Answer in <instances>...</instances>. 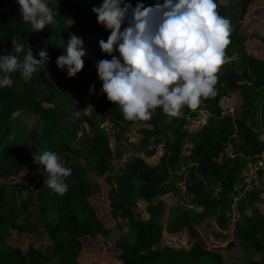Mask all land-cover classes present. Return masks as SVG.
<instances>
[{
  "label": "trees",
  "instance_id": "obj_1",
  "mask_svg": "<svg viewBox=\"0 0 264 264\" xmlns=\"http://www.w3.org/2000/svg\"><path fill=\"white\" fill-rule=\"evenodd\" d=\"M130 2L133 7L138 2L152 6L156 0ZM215 2L217 12L232 27L228 59L217 72L216 94L203 98L196 109L185 107L183 114L171 116L157 108L149 120L129 121L101 92L95 67L97 61L111 59L99 46L110 30L97 22L92 11L102 0H57V4L50 0L56 24L39 32L22 20L17 0H0V55L12 51L15 37L37 59L45 48L50 58L31 80L15 73L13 86L0 88V209L5 203L9 207V215L0 212V244L5 230H15L45 235L49 251L30 248L23 254L0 246V264H82L91 258L87 241L109 243L115 231L116 241L102 263L253 264L251 259L260 255L264 264V221L248 226L240 221L246 205H255L264 193V186L250 190L244 178L249 164L261 162L256 176L264 179V142L252 125L255 100L264 89V33L249 32V22L259 9L264 15V0ZM72 34L83 39L85 50L93 47L92 59L86 54L75 77L56 64ZM243 77L248 84L241 83ZM236 91L243 93V105L240 116L234 117L221 101ZM202 109L208 114L206 124L189 132V119ZM17 110L22 114L13 119ZM262 115L264 127V104ZM27 117L34 121L26 124ZM186 143L190 147L184 156ZM158 147L162 155L151 166L146 159L154 157ZM44 150L56 152L72 169L63 195L44 185L47 172L34 163V153ZM175 180L187 183L193 208L163 201L166 196L177 200ZM13 200L19 201V216L28 214L20 225L12 219L15 206L7 203ZM140 202L145 204L147 220L135 212ZM31 217L36 223L30 222ZM209 224L219 230L211 249L198 239ZM164 234L184 235L188 244L165 246Z\"/></svg>",
  "mask_w": 264,
  "mask_h": 264
},
{
  "label": "clouds",
  "instance_id": "obj_2",
  "mask_svg": "<svg viewBox=\"0 0 264 264\" xmlns=\"http://www.w3.org/2000/svg\"><path fill=\"white\" fill-rule=\"evenodd\" d=\"M17 3L22 20L32 31L55 26L50 0ZM92 11L97 22L110 30L107 41L101 39L99 46L111 59L95 65L101 92L119 107L124 119L146 121L157 108L176 116L182 108L196 109L203 98L216 94L217 72L228 59L232 27L217 12L215 0H156L152 6L138 2L135 7L130 0H102ZM11 45V52L0 55V88H11L15 73L31 80L50 59L46 48L38 51L37 59L17 38H12ZM64 51L56 59L57 67L75 77L84 66L83 39L70 35ZM90 91H95V85ZM21 114L17 110L12 118ZM33 160L47 172L44 185L55 194H65L72 169L62 158L44 150L34 153Z\"/></svg>",
  "mask_w": 264,
  "mask_h": 264
},
{
  "label": "rangeland",
  "instance_id": "obj_3",
  "mask_svg": "<svg viewBox=\"0 0 264 264\" xmlns=\"http://www.w3.org/2000/svg\"><path fill=\"white\" fill-rule=\"evenodd\" d=\"M222 1L227 2L229 0H222ZM261 6L264 7V5H261ZM262 12L263 10L259 9V14H257L255 19L250 20L249 32L264 33V15ZM246 49L248 51L250 49L248 44L246 45ZM92 51H93V47L92 45H90L86 50V54L89 56L90 59H92L93 57L92 55H90ZM241 72L242 71H239V74L242 75ZM241 83L248 84V80L245 77H243V81H241ZM263 104H264V89L262 93L259 95V97L255 100L254 107L256 111H255V115L252 120L253 129L256 132L260 133V140L264 142V127H263V115H262ZM221 105L226 112L229 111V113L232 114L234 117L240 116L241 108L243 105V93L241 91H236V92L231 93L229 98H224L221 101ZM184 111H185V107L181 109L179 114H183ZM207 118H208L207 112L203 109L199 110L195 118L189 119V124L187 126L188 131L196 132L199 128H201L203 125L206 124ZM33 121H34L33 117L26 118V124H30ZM103 126H106V123ZM189 147L190 146L187 143L183 145L182 154L184 156L188 154L187 150ZM230 152H231V149L229 146H227L225 149V153L228 154ZM161 155H162V149L158 147L156 149V155L154 157L146 159L147 164L154 166L157 163ZM262 156L264 157V153ZM181 166H182L181 171H184L186 166L183 163ZM259 166L261 165H253V164L248 165V171L245 173L244 178H245V182L249 185L250 190L253 188L263 189L264 179L259 181L256 176V171L259 168ZM31 172L38 173V170L32 169ZM173 184L176 188V191L174 192V194L176 195L177 200L172 199L171 196H166L162 198L163 201L166 202L169 206H173L175 205V202H178L179 206L182 209H186V210L193 208L192 203H191L192 196L191 194L188 193L187 183L185 182L181 183L175 180L173 181ZM173 200L175 202H173ZM9 202L12 203L15 206L14 208L17 210V213L14 216H12V219L17 220L19 225L22 224L23 221L27 218L28 214L19 216L20 215L19 201L13 200V201H8L7 203ZM0 212L3 214L9 215V207L6 203L0 209ZM135 212L136 214L139 213L141 219L147 220L148 215L145 212L144 203L140 202ZM234 216H237V215H234ZM261 220L264 221V193H260L258 195L257 199L255 200V205H246L240 217V221L243 223L244 226H248L250 223L252 224L258 223ZM36 221L37 220L35 217L30 218V222H32V224L36 223ZM263 225L264 223L261 224V226ZM217 230L218 229L216 228V226L209 224V225H206L203 228V230L199 232L198 239L200 243L202 244V246L208 249L214 248L215 246L214 243L216 241L215 234H217V232L219 231ZM40 231L44 232V229L41 228ZM117 236H118L117 231L112 233L111 238L109 240L111 243L110 242L108 243L102 239L98 241L94 239L88 240L86 244V251L89 252V254L91 255L90 256L91 258L87 261H83L82 264H106V263L101 262L102 256L106 254L107 250L111 249L110 244H113V242L116 241ZM1 243L2 244H0V246L2 248L8 249V250H20L23 254H26L30 248L36 249L39 252L46 254L48 253L49 246H50V242L48 241L45 235L38 237V236L30 235V234H18L15 230H11V231L5 230V233L1 239ZM162 244L165 246L179 248L182 245H187L188 240L184 235L170 236L168 234H164ZM238 258L239 257H237V259ZM261 261H262V256L260 255H257L251 259V263L253 264H260ZM244 264L246 263L244 262Z\"/></svg>",
  "mask_w": 264,
  "mask_h": 264
},
{
  "label": "built area",
  "instance_id": "obj_4",
  "mask_svg": "<svg viewBox=\"0 0 264 264\" xmlns=\"http://www.w3.org/2000/svg\"><path fill=\"white\" fill-rule=\"evenodd\" d=\"M258 165H261L262 166L261 162ZM261 166H259V167H261ZM249 171H250V169H249Z\"/></svg>",
  "mask_w": 264,
  "mask_h": 264
}]
</instances>
